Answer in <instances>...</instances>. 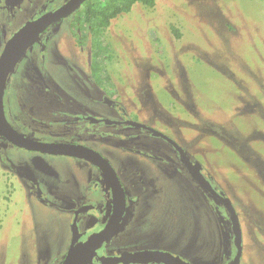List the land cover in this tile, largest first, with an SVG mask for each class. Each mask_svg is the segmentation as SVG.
<instances>
[{
	"label": "rangeland",
	"instance_id": "rangeland-1",
	"mask_svg": "<svg viewBox=\"0 0 264 264\" xmlns=\"http://www.w3.org/2000/svg\"><path fill=\"white\" fill-rule=\"evenodd\" d=\"M37 1L0 0V22L5 23H0V52L3 38L17 27L12 21L22 23ZM77 16L76 27H71V17L52 26L46 35L45 62L39 53V57L31 56V46L17 60L18 78L27 72L17 99L27 95L28 101L27 106L19 105L8 81L4 106L12 126L38 139L43 134L34 128H45L50 122L44 97L31 87L35 80L26 76L29 72L35 70L33 76L47 79L43 91L49 86L60 91V101L81 98L80 83L73 80L74 72L66 64L79 62L78 67L89 76L95 41L107 44L109 56L101 53L98 57L103 88L114 101L133 109L134 117L180 137L200 157L227 188L239 213L245 245L241 264H264V0H156L151 7L136 2L129 12L98 31L84 21L83 11ZM46 36L38 37L36 44ZM77 78L83 81L80 75ZM24 85L27 93L21 96ZM81 138L107 155L121 148V138L115 135L89 132ZM6 144L0 137V264H41L44 260L59 264L71 243L70 202L34 198L35 189L9 163L13 159L17 167L36 165L62 191L71 188L69 183L84 161L38 152H29L23 161L24 153L5 148ZM8 150L12 152L9 160ZM189 193L190 197L179 193L164 198L163 213L166 209L174 212L161 221L162 240L178 246L186 258L201 257L204 264H217L232 237L228 239L220 230V212L210 207L206 197ZM152 221L134 218L126 229L138 231L127 233L126 238L146 241L141 233L156 231V220Z\"/></svg>",
	"mask_w": 264,
	"mask_h": 264
},
{
	"label": "flooded vegetation",
	"instance_id": "flooded-vegetation-1",
	"mask_svg": "<svg viewBox=\"0 0 264 264\" xmlns=\"http://www.w3.org/2000/svg\"><path fill=\"white\" fill-rule=\"evenodd\" d=\"M67 1L68 0L37 1L39 2L38 5L30 10L22 23L19 24V22L12 21L13 25L17 27L12 32L10 31L8 38H3L4 43L1 52L9 37L21 27L22 24L30 19L59 8ZM86 1L87 0H85L73 13L60 20L71 17L73 18L70 22L71 27L73 28L72 25L74 23H76L77 26L79 18L77 14L82 11L84 12ZM56 22L49 25L42 32L43 34L41 33L39 38H44L48 35V32L53 28L52 26H54ZM0 23L5 25L4 22ZM44 40L40 42L38 40V44H36V40L31 45L30 51L32 52L29 53L32 57H39L40 55L41 59L45 62L49 39L47 37V39L45 38ZM43 61L39 62L41 68L43 67ZM17 63H15L13 69L10 71L13 73V79L11 78L10 80L8 78L4 89H9L7 88V83L9 81L10 89L12 93L16 94V99L18 98L19 88L22 87L21 84L24 81V74L27 73L24 70L22 78H18L19 72L16 70ZM93 63L94 59L91 61L89 76L84 69L80 66L78 67L79 62L66 64V66H71L70 71L74 72L76 79L73 77V80H77L78 83H80L81 98L75 96L71 101H60V91L52 90L53 86L46 87L51 90L50 93L49 90L43 91L41 86L49 82L42 76L38 78H36L37 76H33L34 74L36 75L35 70L26 75L30 80H35L31 82L32 86L29 85L42 94L46 102L47 111L50 114V122L47 123L48 126L41 129L33 127L34 129H39L43 134V137L35 140L43 142H72L90 146L81 138L82 135L89 132L101 137L115 135L121 138V148L117 151L114 150L110 155L103 153L94 146H90L104 155L112 165L124 189L126 202L119 223L117 222L116 226L111 229L102 243L95 249L93 258L84 259L79 264H167L164 259L159 260L156 254L148 253L137 257H131L133 260H129L131 258H129L128 255H131L132 252L144 250H157L160 253L171 252L172 254L180 255L191 264H204V260H200L201 257L186 258L181 254L182 250H180L178 246L166 245L162 240V232H159L162 225L161 221L168 220V218L171 217L169 213L174 212V209L171 211L166 209V213H163V206L167 203V199L164 198L168 197L169 194L178 196L179 193L181 196L190 197L189 190L199 198L204 195L208 204L210 203V207H213L216 212H220L219 217L223 223L222 227L229 232L227 238L229 239L232 237V243L227 253L221 256L217 264H231L236 255L237 247L234 243V233L229 229L232 221L230 210L226 206L224 200L227 196L232 202L227 188L217 181L215 175L207 169L206 164L183 144L179 139L180 137L168 135L162 127H158L151 121L142 120L139 116V119L134 117L133 109H128L122 103L114 101L112 96L104 89V83L100 75L102 71L101 66H99V71L96 74L93 70ZM73 65H76L78 68L75 69ZM75 74L78 76L80 75L83 81L80 82L79 78H77L78 76ZM95 79H98V85ZM24 87L26 89L24 90V88H22L25 92L22 93L23 95L21 96H25L27 93V87L25 85ZM36 91L35 93H37ZM27 101V95L24 99H17L19 105H26ZM92 102L96 103L91 106ZM98 106H106L108 110L102 111ZM3 107L6 116L4 97ZM9 123L12 126L10 121ZM13 129L22 136L33 139L32 137L20 133L15 127H13ZM0 137L9 144H6L5 148L6 146L8 148L13 147L12 149H15L14 151L18 150V152L22 151L24 153L22 157L19 156L23 161L25 158L29 157V152L45 153L51 156L65 155L50 154L39 150H29L13 143L1 133ZM116 146L118 147L117 144H113L115 149L117 148ZM9 154L10 151L8 150V155H5L7 160H9ZM67 156L76 157L84 161V164L75 171L74 174H76V176L72 178L69 183L71 188L62 191L54 184H50L47 180L48 174L41 168L38 169L36 165H28L29 168L17 167L13 159H10L9 164L10 167L14 169L16 175L26 179V182L29 183H26V185L35 189L34 198H42V196L44 198L47 196V200L51 202H70L69 207L73 214L71 222V241L74 235L72 226L73 223L76 222L79 228L76 234L80 237L79 241L83 242L105 227L108 222L112 220V217L119 216V212L115 209L113 187L109 179L111 175L108 176L107 172L93 161L73 155ZM198 173L202 174L203 178L197 176L196 174ZM173 190L174 192H172ZM232 205L234 206L233 202ZM234 207L237 211L236 206ZM219 217L215 218V220H219ZM134 218L150 219V223H153L152 219L156 220L153 224V230H156L155 232H152L150 235L141 233V237H145L146 241L126 238L127 233L131 234L132 232L138 231L126 229L127 224ZM134 236L138 237L137 234ZM242 244L240 264L245 250L244 237ZM70 247L71 243L69 249ZM69 249L59 264L63 263ZM41 264H46L45 260L42 261Z\"/></svg>",
	"mask_w": 264,
	"mask_h": 264
},
{
	"label": "water",
	"instance_id": "water-1",
	"mask_svg": "<svg viewBox=\"0 0 264 264\" xmlns=\"http://www.w3.org/2000/svg\"><path fill=\"white\" fill-rule=\"evenodd\" d=\"M84 1L85 0H68L53 11L26 21L9 37L0 55V133L13 143L29 150H39L50 154L73 155L93 161L103 168L108 176L111 175L109 179L113 187L115 209L119 212V216L112 217V220L108 222L105 227L83 242L79 241L80 237L76 234L79 228L76 222H74L72 226L74 235L71 241V247L62 264H79L84 259L93 258L95 249L102 243L111 229L116 226L117 222L119 223L121 219L120 217L126 202L124 189L108 159L90 146L72 142H43L24 137L15 131L5 116L3 97L9 73L21 55L38 39L49 25L73 13ZM196 175L202 177L200 173ZM224 200L226 206L230 210L232 221L229 229L234 233V243L237 247L236 255L231 264H240L243 246L242 226L238 213L232 205L230 198L226 196ZM223 232L229 236V232L225 230V228H223ZM146 253L156 254L159 260L164 259L167 264H191L180 255H175L171 252L160 253L157 250L132 252L131 255L128 256L131 258ZM129 260L133 259L131 258Z\"/></svg>",
	"mask_w": 264,
	"mask_h": 264
},
{
	"label": "trees",
	"instance_id": "trees-1",
	"mask_svg": "<svg viewBox=\"0 0 264 264\" xmlns=\"http://www.w3.org/2000/svg\"><path fill=\"white\" fill-rule=\"evenodd\" d=\"M136 2H141L147 6H154L156 4V0H87L86 1V8L83 12V19L87 23H91L92 26L97 28V31L100 28L107 27L111 20L116 16L124 13L129 12L133 5ZM76 27V23L72 25ZM173 30L176 33L177 37H180V32L177 30L176 27L172 26ZM95 52H94V63H93V70L97 74L99 71L100 60L102 54L104 56H109L107 54L108 45H103L101 41H95ZM102 53V54H101Z\"/></svg>",
	"mask_w": 264,
	"mask_h": 264
}]
</instances>
